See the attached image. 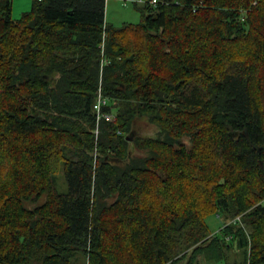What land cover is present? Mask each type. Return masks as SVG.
<instances>
[{
    "label": "trees",
    "instance_id": "16d2710c",
    "mask_svg": "<svg viewBox=\"0 0 264 264\" xmlns=\"http://www.w3.org/2000/svg\"><path fill=\"white\" fill-rule=\"evenodd\" d=\"M106 3L0 0V264H264V0Z\"/></svg>",
    "mask_w": 264,
    "mask_h": 264
},
{
    "label": "rangeland",
    "instance_id": "374dc122",
    "mask_svg": "<svg viewBox=\"0 0 264 264\" xmlns=\"http://www.w3.org/2000/svg\"><path fill=\"white\" fill-rule=\"evenodd\" d=\"M147 0H107L105 18L109 24L120 27L126 23H139L142 21V8ZM33 0H13V17L19 19L24 12L31 10ZM143 123V122H142ZM140 125V124H139ZM142 134H152L154 129L147 124H142ZM57 189L60 193H67L69 182L63 170L55 175ZM44 201V197L38 202H26L29 208L35 207ZM210 231L220 233L223 227V220L216 215L207 218ZM227 247V246H226ZM245 261V251L237 240L226 248L225 254L218 260H211L204 254L192 256L191 252L187 257L182 258L175 264H243ZM75 264H87L86 255L79 251Z\"/></svg>",
    "mask_w": 264,
    "mask_h": 264
},
{
    "label": "built area",
    "instance_id": "2783aa9c",
    "mask_svg": "<svg viewBox=\"0 0 264 264\" xmlns=\"http://www.w3.org/2000/svg\"><path fill=\"white\" fill-rule=\"evenodd\" d=\"M146 2L156 5L158 3V0H147ZM108 63V60L103 59L102 60V67H104ZM108 103V98L103 94L102 88L100 87L97 95V102L95 104V109L97 111V119H96V129L94 130V133L96 137L98 138L99 135V126L100 122L102 120L112 121L115 118V115L110 111H103V107ZM219 216V215H218ZM239 220V217H238ZM231 237H229L227 240H229Z\"/></svg>",
    "mask_w": 264,
    "mask_h": 264
}]
</instances>
